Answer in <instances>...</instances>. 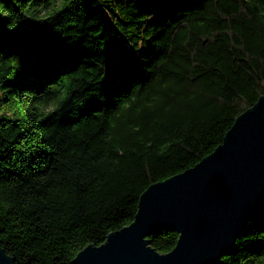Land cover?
<instances>
[{"label": "trees", "instance_id": "obj_1", "mask_svg": "<svg viewBox=\"0 0 264 264\" xmlns=\"http://www.w3.org/2000/svg\"><path fill=\"white\" fill-rule=\"evenodd\" d=\"M0 0L9 30L75 60L0 54V226L14 264H73L129 226L142 193L199 163L264 96V0ZM48 17L49 19H45ZM103 37V39H101ZM130 40L141 67L110 91L99 53ZM0 43H4L0 38ZM264 214L219 264H264ZM177 234L148 238L169 253Z\"/></svg>", "mask_w": 264, "mask_h": 264}, {"label": "water", "instance_id": "obj_2", "mask_svg": "<svg viewBox=\"0 0 264 264\" xmlns=\"http://www.w3.org/2000/svg\"><path fill=\"white\" fill-rule=\"evenodd\" d=\"M262 214L264 96L234 121L211 154L149 186L139 198L134 221L109 234L103 245L83 249L73 264H215L216 255L224 253L220 260L230 253L237 233ZM161 231L178 236L163 255L148 240ZM11 261L3 251L0 264Z\"/></svg>", "mask_w": 264, "mask_h": 264}, {"label": "snow or ice", "instance_id": "obj_3", "mask_svg": "<svg viewBox=\"0 0 264 264\" xmlns=\"http://www.w3.org/2000/svg\"><path fill=\"white\" fill-rule=\"evenodd\" d=\"M134 2L137 4V7L145 11H155L159 9L163 12L176 5L173 0H134ZM37 3H47V0H37ZM95 3L96 0H84V10L87 11L89 7ZM5 15V12L0 11V38L4 41V43H0V54L11 56L14 53L10 50L6 51V48L18 49L26 47L29 50V57L26 63L29 64H40L42 61L54 57L75 60L81 55L76 49L64 48L62 50L52 51L39 39L31 42L22 39L20 28H16L14 31L9 30L8 26L12 24V20L11 18H2ZM45 19L47 20L49 18L45 17ZM101 39H103V37H101ZM99 54L107 58L111 69L108 79L105 81V88L109 91L115 87L121 86L125 77H131L141 67L137 50L134 46L130 45V40L127 39L110 41ZM0 115H2V113H0ZM0 152H2V148H0ZM251 219L252 218H249L248 221ZM242 230H240L234 238H238L241 233L243 235H250V233L243 232ZM257 231L264 233V226H260ZM260 239L264 240V236H261ZM10 246H12V241L5 234L2 226H0V256H3V249ZM223 254V252H220L216 255L215 264H219V256ZM11 264H14V261H11Z\"/></svg>", "mask_w": 264, "mask_h": 264}]
</instances>
